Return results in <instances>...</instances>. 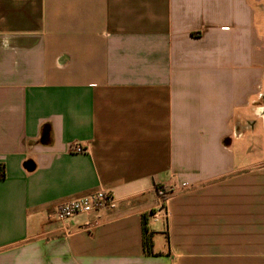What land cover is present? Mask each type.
Instances as JSON below:
<instances>
[{
    "label": "crops",
    "instance_id": "crops-1",
    "mask_svg": "<svg viewBox=\"0 0 264 264\" xmlns=\"http://www.w3.org/2000/svg\"><path fill=\"white\" fill-rule=\"evenodd\" d=\"M259 134L264 0H0V264H264Z\"/></svg>",
    "mask_w": 264,
    "mask_h": 264
},
{
    "label": "built area",
    "instance_id": "built-area-1",
    "mask_svg": "<svg viewBox=\"0 0 264 264\" xmlns=\"http://www.w3.org/2000/svg\"><path fill=\"white\" fill-rule=\"evenodd\" d=\"M71 151L73 153L85 152L79 145L72 146ZM172 191L173 189L171 187L169 188L165 185L157 186L161 207L165 205ZM116 206V200L111 193L100 191L59 205L56 209L55 216L59 221H66L79 214H89L106 208L115 209Z\"/></svg>",
    "mask_w": 264,
    "mask_h": 264
},
{
    "label": "trees",
    "instance_id": "trees-1",
    "mask_svg": "<svg viewBox=\"0 0 264 264\" xmlns=\"http://www.w3.org/2000/svg\"><path fill=\"white\" fill-rule=\"evenodd\" d=\"M3 176H4V171L1 168L0 169V177H3ZM143 234H144V251H145V254L146 255H152V256L157 255V254H155V251H154V240H153L154 233L149 231L148 222L146 219L143 221Z\"/></svg>",
    "mask_w": 264,
    "mask_h": 264
},
{
    "label": "rangeland",
    "instance_id": "rangeland-1",
    "mask_svg": "<svg viewBox=\"0 0 264 264\" xmlns=\"http://www.w3.org/2000/svg\"><path fill=\"white\" fill-rule=\"evenodd\" d=\"M263 137H262V134H259L257 135L256 137V141H255V154L257 156H261L262 153V150L264 149V141H262ZM245 146H248V144H244Z\"/></svg>",
    "mask_w": 264,
    "mask_h": 264
}]
</instances>
